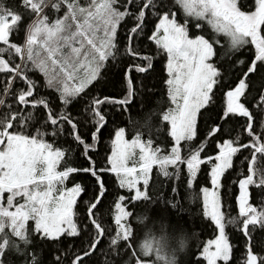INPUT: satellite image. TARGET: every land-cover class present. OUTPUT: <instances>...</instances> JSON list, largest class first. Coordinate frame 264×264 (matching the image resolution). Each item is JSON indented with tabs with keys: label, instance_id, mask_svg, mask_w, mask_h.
Wrapping results in <instances>:
<instances>
[{
	"label": "snow or ice",
	"instance_id": "obj_1",
	"mask_svg": "<svg viewBox=\"0 0 264 264\" xmlns=\"http://www.w3.org/2000/svg\"><path fill=\"white\" fill-rule=\"evenodd\" d=\"M253 188L264 0H0V264H264Z\"/></svg>",
	"mask_w": 264,
	"mask_h": 264
},
{
	"label": "trees",
	"instance_id": "obj_2",
	"mask_svg": "<svg viewBox=\"0 0 264 264\" xmlns=\"http://www.w3.org/2000/svg\"><path fill=\"white\" fill-rule=\"evenodd\" d=\"M123 33L121 32V35ZM247 57V52L244 53V56H242L241 58L244 59ZM157 67V75H159V69H160V65L159 63H157L156 65ZM153 83H156V81L154 80ZM108 91H113L112 88H109ZM160 96V91L159 89L156 90V96L153 97V101H155L156 99H158V97ZM128 117H120L118 115L112 117L110 116L109 118V124L107 128H104L102 130L101 136H100V142H99V146H98V151L94 154L95 159L97 160L98 164H103L104 163V157L105 154L107 152V150L110 148V136H109V132L110 130L114 129L115 126L120 125V126H124L125 122L127 121ZM129 133H131V128L128 129ZM210 150V149H209ZM239 164V162H237ZM239 171V168H238ZM154 175H155V171H154ZM106 183L108 184L109 189H113L114 185L111 183V181L114 179V177H111L109 175H106L104 177ZM160 180L163 181V177L159 178ZM198 183L203 184L204 183V177L201 174L200 179L198 181ZM184 193H183V189H181V196L183 197ZM229 196H231V192L229 193ZM251 200L254 204H259L262 200H264V192H261L259 189L253 188L251 190ZM187 207V205H186ZM193 212H195V208L193 207L192 209ZM233 215H235V213H233ZM189 219H191L189 217ZM193 231L199 232V227L192 229ZM211 235L210 230H208V232L202 236L199 237V239H207L209 238V236ZM255 236V241H254V245H255V251L259 252L260 251V246L261 243L264 242V235H262L259 230H257L254 233ZM238 237H233V242L234 244L237 243ZM198 240L196 237H193L190 241V246H189V255L183 257V259L188 260L191 259V253L196 251V244H197ZM67 243V242H66ZM76 243H79V241H77ZM240 255V248L237 245L235 252H234V257H238ZM47 255L45 256V259H47ZM100 259L102 260L103 258L100 257ZM233 264H238V261L236 259L233 260Z\"/></svg>",
	"mask_w": 264,
	"mask_h": 264
}]
</instances>
